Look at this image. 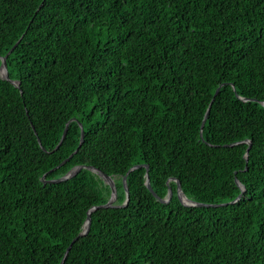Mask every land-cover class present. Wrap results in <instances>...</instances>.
<instances>
[{"label": "trees", "instance_id": "trees-1", "mask_svg": "<svg viewBox=\"0 0 264 264\" xmlns=\"http://www.w3.org/2000/svg\"><path fill=\"white\" fill-rule=\"evenodd\" d=\"M3 56L0 264H60L110 198L87 166L116 199L63 264H264V0H0Z\"/></svg>", "mask_w": 264, "mask_h": 264}, {"label": "water", "instance_id": "water-1", "mask_svg": "<svg viewBox=\"0 0 264 264\" xmlns=\"http://www.w3.org/2000/svg\"><path fill=\"white\" fill-rule=\"evenodd\" d=\"M15 45H16V44H14L13 47H11V49L7 52V54H8V53L14 48ZM0 77H3V78H5L6 80H9V78H8V72H7V67H6V56H3V57L1 58ZM10 81H11L16 87H18V85H19V82H18V81H13V80H10ZM219 88H220V86H218V87L216 88V90H215V92H214V94H213V96H212V98H211V100H210V102H209V105H208L207 110H206V112H205V114H204L203 120H202V122H201V127H202L203 124H204L205 118H206V116H207V114H208V112H209L210 105H211L212 101L214 100L215 96L217 95V93H218V91H219ZM262 104H263V106H264V102H262ZM71 120H72V119H70V120L65 124V127H64V130H63V132H62L61 138H60L58 144L56 145L55 149H57L58 146H59V145L61 144V142L63 141V139H64V137H65V135H66V132H67L68 124H69V122H70ZM79 125H80V141H79V144H78L77 148L74 150L73 153H71V154L69 155L68 158H70L74 153L77 152L78 147H79V146L81 145V143L83 142V139H84V132H83L82 125H81V124H79ZM245 141L248 142V147L246 148V151H245V154H244L245 160H246V162H247V156H248L249 148H250V146H251V142H250L249 140H245ZM68 158L65 159L64 161H62L61 164L64 163L66 160H68ZM140 166H143V165H142V164H136V165H133L131 168H129L128 172L131 171V170H133V169H135V168H138V167H140ZM144 166H145V169H146V170H145V185H146V187L148 188V190H149V191H150V192H151V193H152V194H153V195H154L159 201H161V202H168V201L170 200L171 196H172V190H171V188L168 186V190H167V194H166V197H165V198H159V197L157 196V194L152 190V188H151V186H150V181H149V176H148V165L145 164ZM82 167H84V165L76 166L74 169H72L71 171H69L66 175H64V176H62V177H60V178H57V179L50 180V182L62 181V180H65V179H67V178H70V177H72L73 175H75V174H76V173H77ZM87 167L91 168V169L94 170V171H97V172L99 173V175L102 177V179L104 180V182H106V183L110 186V189H111L110 198H109V200H108L105 204L92 206V207L89 209V211L87 212V217H86V220H85V223H84V226H83L82 231H81L77 236H75V237L71 240L70 244H69V245L67 246V248L65 249V253H64V256H63V258H62L60 264H63V261H64V259H65V256H66V254L68 253V251H69V249H70V247H71V244H72V243H73V242H74L79 236H83V235H85V234L88 232V230H89V225H90V212L93 211V210H96V209L99 208V207H111V206H113V202H114L115 199H116V188H115V184H114L113 179H112L109 175H107V174L101 172L100 170H98V169H96V168H92V167H90V166H87ZM245 169H246V167H245ZM170 179H173V180L176 182V194H177V197H178V199L181 201V203H183L184 205H188V206H206V207L213 206V207H214V206H221V205H225V204H226V203L205 204V203L195 202V201H192V200H190V199H187L188 202H184L183 199H182V196H185V195L183 194V192H182L181 189H180V182L178 181V179H175V178H170ZM170 179H169V180H170ZM125 180H126V174L123 175V177H122V182H123V186H124L125 193H126V198H125V201H124L123 205H125V204L127 203L128 199H129V197H128V188H127V186H126V182H125ZM235 181H236V183L241 187V189H242V191H243L244 188H243V186L239 183V181L237 180L236 177H235ZM167 182H168V181H167ZM185 197H186V196H185ZM239 197H240V194H239L234 200H232L230 203H234Z\"/></svg>", "mask_w": 264, "mask_h": 264}, {"label": "bare ground", "instance_id": "bare-ground-1", "mask_svg": "<svg viewBox=\"0 0 264 264\" xmlns=\"http://www.w3.org/2000/svg\"><path fill=\"white\" fill-rule=\"evenodd\" d=\"M182 199H183L184 202H188L187 198L185 196H182Z\"/></svg>", "mask_w": 264, "mask_h": 264}]
</instances>
